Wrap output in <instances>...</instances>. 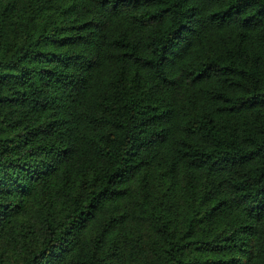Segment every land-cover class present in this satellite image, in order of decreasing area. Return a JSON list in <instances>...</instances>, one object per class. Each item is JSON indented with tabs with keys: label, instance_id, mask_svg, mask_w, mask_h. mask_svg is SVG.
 <instances>
[{
	"label": "trees",
	"instance_id": "obj_1",
	"mask_svg": "<svg viewBox=\"0 0 264 264\" xmlns=\"http://www.w3.org/2000/svg\"><path fill=\"white\" fill-rule=\"evenodd\" d=\"M0 264H264V0H0Z\"/></svg>",
	"mask_w": 264,
	"mask_h": 264
}]
</instances>
